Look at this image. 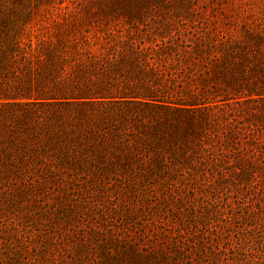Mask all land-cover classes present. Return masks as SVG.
Here are the masks:
<instances>
[{"label":"rangeland","instance_id":"1","mask_svg":"<svg viewBox=\"0 0 264 264\" xmlns=\"http://www.w3.org/2000/svg\"><path fill=\"white\" fill-rule=\"evenodd\" d=\"M12 26L153 48L208 152L152 188L0 190V264H264V0H0Z\"/></svg>","mask_w":264,"mask_h":264},{"label":"trees","instance_id":"2","mask_svg":"<svg viewBox=\"0 0 264 264\" xmlns=\"http://www.w3.org/2000/svg\"><path fill=\"white\" fill-rule=\"evenodd\" d=\"M127 40L0 32V190L152 188L192 176L193 155L208 152L193 148L199 107L168 87L167 61Z\"/></svg>","mask_w":264,"mask_h":264}]
</instances>
